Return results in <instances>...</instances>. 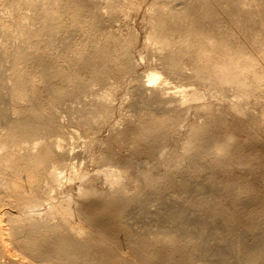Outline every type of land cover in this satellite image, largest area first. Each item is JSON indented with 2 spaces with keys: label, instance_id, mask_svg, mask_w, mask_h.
Instances as JSON below:
<instances>
[{
  "label": "bare ground",
  "instance_id": "obj_1",
  "mask_svg": "<svg viewBox=\"0 0 264 264\" xmlns=\"http://www.w3.org/2000/svg\"><path fill=\"white\" fill-rule=\"evenodd\" d=\"M1 1H3V3ZM1 1V4H5L6 6H3L4 8L2 10H8L7 13H9V16L7 17L4 14L8 19L3 20L5 17L2 16L3 19L0 21L1 28L3 27V29H5L3 32L6 31V35L4 34L6 37L4 36V38L8 40H6V42L2 38L0 41V264H264V220H257L258 222L255 220V222L253 219H250V215H247L248 219L253 222H250L251 224L248 223L250 226L248 225V228L246 226L245 230L241 229L244 231L243 233L246 237L243 235L241 236L240 232L242 231L240 229H236V231L234 225H232L234 227L233 229L236 232L240 231L237 236L235 233L234 236L233 233L231 234L233 231L231 230L232 227L230 229L231 231L227 229L230 231V233H227L223 228L225 226L221 227L220 225L214 224L210 226L206 223L194 222L191 217V212L200 211V206L203 203H199L200 206H198V202L193 200H202L203 197L191 199L193 196L191 198H187V196L184 202H182L184 206L181 203L179 207H166L164 201L161 200L163 204L160 202V199L159 201L157 199L159 196H161L160 198L162 199L163 195L158 193L159 191L161 192L164 187L160 186L162 189L159 188L161 190L158 189V193H156L155 184L157 185V183H160L159 180L157 182L156 178L152 175V178L146 177L151 179L150 181L146 180L148 184H151L149 186L147 185V187L145 186V188L142 186L145 185L142 184L145 181H140L142 182L140 183L141 187L139 186V190L137 192L134 191L135 193L133 192V194H127L129 193L128 191H131L128 189L130 185L127 186V182L114 185L112 190L115 196L113 195L109 200H106L104 204H100L98 201L85 204V201H82L78 196L79 199L77 198V200L81 202L77 200H75V202L81 205L78 204L79 206L77 205V207H75V204H73L75 202L72 203L71 201H67V198H59L56 200L57 195L49 193L51 190L59 187L62 188L61 190L64 192L63 185L66 184L70 187V184L74 182L75 179H79V182L80 180L83 182L86 179L85 176H87L86 173L89 170H83L84 168L82 169L80 167V163H78L80 164L78 167L77 161L79 159H77V161L74 159L84 154L83 150L89 148L87 146L88 144L92 149L93 141L95 143L97 142V140H93L92 142L86 140L89 143L87 142L85 149L82 148L83 153H78V150L75 152L76 150L71 151L68 149L67 145H69V139L72 141V138L70 136V138H68L67 134L71 135V130H74L73 127L78 125L75 121L74 123L76 125L70 121L71 125H74L73 127L71 126L73 129L68 127L70 126L67 125L68 120L73 117L71 111L75 112L74 109L76 108V112L79 109L80 112H78L81 113V110H83L85 111L84 113H86L85 119H87V121L91 119L92 121L94 120V122H86L96 123L97 118L101 114H104L105 117L110 114L111 110H109V108L112 109L114 107H111L113 105L112 101L115 99L114 97L117 93H119L122 83L130 79L129 76H132L134 63H132L133 58L128 54L129 49L131 50V45H129L131 41L123 39L122 36V38L120 36H115L116 32L114 33L113 30V34H111V31H105V25L108 26L110 24L112 27V25H114L113 23L116 20L118 21L120 16L125 13H127L125 14L127 16L128 12H130L129 10L132 11L136 9V11H138L137 9H141L144 4L148 5L145 13H148L146 18L147 22H150V31H148L146 41L149 44H160L159 50L157 49L158 51L156 52H158V57L162 60L161 63L165 68V70L164 68L162 70L168 72V75L172 73L176 76L178 75V77H181L183 80L191 79L192 81H188L189 83L186 84L181 83V85L176 86L177 88L175 87L176 91L170 92V80L163 75L161 70L159 71L155 68L147 72V74L145 73V79L139 78L140 75L138 74V76L134 74V79H132L134 81L129 80V83L132 81L131 83H135V85L129 84L131 86H129L130 88H128L126 93L132 97H129L131 99L129 100L130 106L127 105L131 108H139L140 110L138 111L146 112V115L144 112H142L144 113L143 115L139 112L141 116H145L138 117V114L137 124L133 121V123L136 124L133 132V139L138 141L136 144L141 142H139V140H143L141 143H144V141L147 142L146 144H148L147 147L149 149L144 151V147V149L141 150V146L138 148L141 151H138L142 153V155H146L147 160H151V158L156 159V155H158V157H162L161 155L163 153L166 155V149L169 147H164L163 141H166L170 133L172 135L173 131L176 130L177 132L178 128L180 129L181 122H186L185 120L187 117L185 118L184 116L187 114L180 117L182 112H186L185 109H190V107L194 108L195 106L199 108L198 110L200 111L201 108H204V110H211L210 108L213 107V103L211 104V102L210 104H203V101H205L204 99L207 97V93L204 92L205 89H203V91L200 89L202 88L201 86L196 85L199 84V79H208L207 81H211L210 85L212 86H215L216 83L219 85L225 83L224 85L226 88H233L238 91L236 93L240 100L241 97H249L250 93L252 91L254 92L252 88L259 89L261 87L260 82L264 83L262 82L264 81V0H178V6H176L177 4H172L175 0L172 2L171 0ZM255 6H261V8L258 7V9ZM129 15H131V13ZM225 16L228 18L232 17L231 19L235 21L237 26L233 24V27L226 31L221 30L224 29L221 27V22ZM256 16H259L260 19ZM28 17L31 19L30 22L26 20ZM206 19L213 22L211 27H205L204 24ZM227 20L228 19H226V21ZM254 20L257 27L260 24L258 25L256 22H260L259 20H261L262 23H260L262 26H260L261 28L256 27L257 30L256 32L254 31L255 34L252 31L254 35H251V30L254 29H252ZM117 21L115 23H117ZM231 23L233 22L231 21ZM117 26L119 27L118 24ZM72 29L77 30V32L81 34L79 37L80 39H75L76 36L74 35L76 31L74 34ZM99 35H103V39L100 38V41H98ZM117 35H119V33ZM97 36L99 37L97 38ZM94 37H96L97 40L94 39L95 41H93ZM78 42L80 46L77 44ZM64 62H66V64ZM193 78L198 79L196 80L197 82L195 79L192 80ZM191 84H195V86H191ZM258 85L260 86L259 88ZM99 86H101V88H99ZM204 86H206V84ZM257 91L258 90H256V92ZM223 94L225 95V91ZM223 94L220 96H223ZM223 97H221V100ZM239 99L233 104V109L237 111L236 113L248 114L249 112H246L248 108L244 104H241L242 101H239ZM245 100L243 99V102ZM244 106L246 108H244ZM122 107L123 106H121V108ZM208 110H206V112H208ZM61 111L63 114H65L64 112L68 114L65 120V123L67 122V127L63 126L65 124L62 125L60 122L62 119H60ZM128 111L131 110L129 109ZM107 112L109 113L107 114ZM187 112L189 111L187 110ZM76 114L78 115V113ZM223 114L226 113H222V115ZM68 116L70 117L68 118ZM134 116H136V114ZM102 117L98 118L99 120L97 123L102 121L100 119L105 118ZM182 117H184L185 120H183ZM207 117L204 119L206 120ZM82 118H84V114ZM213 118L211 119V115L209 116L211 122ZM77 119L78 122L80 120L82 121L80 118ZM105 119L108 120L107 118ZM181 119L183 121H181ZM209 119L207 118V120ZM195 122L196 119L192 123ZM206 122L204 121L203 123ZM211 122L210 125L212 126L214 123L211 124ZM97 123L95 125H97ZM192 123L190 125L193 127V131H188V137L186 138L188 141H186V139L184 141L178 139V141L182 143L185 142L182 144L183 146L186 144L184 148L180 145L183 151L186 150L184 152H188L191 150L192 155H190V157L186 156L188 159L184 157L186 155L185 153L179 155L181 159H183V156L184 159L188 160L189 165H186L190 167L189 171L198 175V173L196 174V172L200 171L198 168H201L203 165L210 166V164L207 162L206 164L205 161L212 153L215 154L217 151H220V153H227L230 151L228 144L232 142L231 137L233 140V136L228 134L229 137H226L228 139L224 138L225 141H220L217 139V135H214L216 134L214 131H216V129H218V131L221 129L214 126L216 129L214 130L211 127L214 131L212 130L213 132H210V127L208 126L207 128L205 126L207 124L204 125L201 121L199 123H202L201 125L195 123L193 126ZM85 124V128L81 126L83 125V121L82 124L80 123L78 125L83 128V133H86L91 125L89 124L88 127L86 124L88 127L86 128ZM98 125L101 126V124ZM187 125H189L188 122ZM100 126H95V128H99ZM183 127L187 128V126ZM91 128H93L92 125ZM129 128L128 130H130ZM64 129L66 131L70 130L71 132L67 131L70 132L67 133ZM84 129H87L86 132ZM131 129L133 130V128ZM75 131L77 132V130ZM91 131L93 132L95 130ZM185 131L187 130L185 129ZM73 133L75 136V132H72V134ZM91 134L92 133H90V135ZM218 134H220V131ZM87 135L86 137L90 136ZM71 136L74 137L73 135ZM171 141L169 143H171ZM72 142L71 145L75 143L74 141ZM98 143V145H100L101 142ZM175 145V147H177V144ZM73 146L75 147V145ZM105 147L107 148V146ZM70 148H72V146ZM104 148L103 150H105ZM109 148L110 149L105 151L100 150L101 152L103 151L102 154H99V157L96 156L99 158L100 167H102V169H99L103 172H107V176L114 173L115 179L117 178L118 182L120 179L122 181L129 176H131V181H133L136 174L132 177L133 174H131V172L128 173L129 176L123 174V172L126 171L125 168H129L136 163H134L135 158L132 160L129 156L130 159L124 160L117 151L115 152V150H112L113 147ZM233 149L232 151H234ZM88 150L90 151V148ZM87 151L85 153L86 155ZM142 151H144V153ZM168 152L170 153L171 151ZM180 152H182V150ZM89 153L91 154V152ZM232 154L231 152L230 155L232 156ZM171 155L168 158V154L164 162H167V164L176 163V165L183 166L177 162L180 158L177 159L178 154L172 157ZM222 156L223 154L221 153V157ZM215 159L212 160L216 162L217 160L215 161ZM219 160L220 159H218V161ZM98 161L96 160L97 164H99ZM159 161L156 162L159 163ZM214 162H212L214 166L211 163V169H213V167L215 168L216 164H219L217 162L214 164ZM167 164L165 163V165ZM176 165V169L173 167L174 165H171L175 171L178 169ZM220 165L221 164L218 166L220 167ZM171 166L170 168H168L169 166H164L165 169L168 168L165 170V175L172 172V170H170L171 172L169 171V173H167V170L172 168ZM66 168H74L70 170L71 172L69 171L70 175L68 172L69 176L65 174ZM151 168L153 169L152 166ZM149 170H142V173H140L145 176V173L149 172ZM67 171L68 170H66V172ZM162 171L160 170V172ZM174 172L171 173L172 176L178 173V171ZM180 172L181 171H179V173ZM95 173L97 172L95 171ZM183 173L181 174L183 175ZM178 174L176 176L180 178L181 175ZM96 176L97 175H95V177ZM172 178L174 182L175 178ZM179 178L178 180H180ZM181 179H184V176ZM89 180L91 181H88V184L91 185L90 183L94 179L92 177ZM65 181L71 183L67 184ZM181 181L183 182V180ZM195 181L197 182V180ZM84 182L86 183L87 180ZM84 182L80 183V187L85 184ZM166 182L170 183L168 181ZM188 182L190 181L188 180ZM129 183L130 182H128V184ZM89 187L91 189L92 185ZM186 187L187 186H185V188ZM244 187L248 188L246 185ZM152 188H155L151 191L152 194L155 192V196L157 197L154 195L150 196V194L146 192L147 190L149 192ZM201 188L202 187L197 184V191ZM80 189L81 188H79V190ZM82 189L84 190L85 187ZM237 190L241 192L240 188H233L231 192L235 196L240 195L241 193L237 194ZM90 191L91 190H89V192ZM89 192H87V194ZM253 192H256V190ZM79 193L83 194L85 191H79ZM94 193L93 190L92 194ZM233 194L230 195L232 196ZM85 195L86 193L84 196ZM90 195L91 193L86 199L89 198ZM205 196H207V194ZM172 197L173 196H171V198ZM207 197L208 198H204V200L206 199L207 201L205 202L211 206L208 212L212 214L211 216H213V219H219L218 216L224 215V217H228V219L231 218L232 220V216L234 215L231 214L233 213L227 214L228 216L224 214L226 211H224L225 206L228 205L227 203V205L224 206L225 203L223 204L221 202L222 199L220 200V198L213 196V194ZM171 202L174 203V201ZM46 203L49 205L47 210L48 214H45L46 212L43 214L42 212L41 214H43V216H40L38 210ZM109 204L115 207V213H110L108 208ZM250 206L252 207V205L249 204V207ZM255 206L254 208L252 207L253 209L250 207L252 212L249 211L250 208L245 209L248 210L247 212H249V214H252L251 216L254 219L256 218V214H258L257 217L259 218V215L262 213L260 212L259 214V211H263L260 210L261 208H255ZM13 208L19 211L20 216H16V214L13 215L15 213L12 211ZM133 208L135 209L133 210ZM196 208H199V210H196ZM127 209L130 210L128 212L132 210V214H135L131 216V219L134 220L132 223L126 221L128 220L126 215L130 218V213L127 212ZM228 209L230 211L232 210L230 207ZM257 209H259V211H256L257 213L253 211ZM229 210H227V213H230ZM125 212L128 214L126 213L124 215L123 213ZM137 215L144 216L145 220L144 217L140 220V216ZM261 216L264 217L262 214ZM6 217L8 220L7 222H9L8 224H10L9 228L2 225ZM20 220H23L24 223ZM136 220H139V222H135ZM229 226L231 225L229 224ZM6 230L11 231V238L9 240L3 238L4 231ZM250 233L252 236H249ZM242 248L245 251L244 253L243 251L241 252ZM25 259L28 261H25Z\"/></svg>",
  "mask_w": 264,
  "mask_h": 264
},
{
  "label": "rangeland",
  "instance_id": "obj_2",
  "mask_svg": "<svg viewBox=\"0 0 264 264\" xmlns=\"http://www.w3.org/2000/svg\"><path fill=\"white\" fill-rule=\"evenodd\" d=\"M1 1V0H0ZM149 1V0H148ZM173 0H171V2H172ZM177 1L178 0H175V1H173L172 2V4L173 5H176V6H178V3H177ZM2 3H3V1H1ZM1 2H0V12H1V14H0V21H2V19H3V17L2 16H4L5 18H6V16L8 17L9 16V13H7V11L8 10H6V9H4V10H6V11H3L2 9L4 8V7H6L5 6V4H1ZM175 2V3H174ZM179 2V1H178ZM180 4V3H179ZM181 5V4H180ZM4 6V7H3ZM146 7H148V5H146V4H144V6L143 7H141V9H137L138 11H136V9L135 10H129L130 12H128V17H129V19H128V17L125 15V14H127V13H125L124 15L126 16H124V15H122V16H120L119 18H118V21H117V23H113L114 25H112V27L110 26V24L108 25L109 27H110V29H109V27L107 26V25H105L104 27V30L105 31H111V34H113V32L116 34H114L115 36H122L123 37V39H128V40H130L131 42H130V44L129 45H131V50L129 49V56L131 57V58H133V60H132V63H134L135 64V66H134V64H133V67H134V72H133V70H132V76H129L130 77V79H127V80H125L123 83H122V85H121V88L119 89V93H117V95L114 97L115 99H113V101H112V106L111 107H113L112 109L111 108H109V110H111L110 111V114H108L109 112H107V114H108V116H104V114H101L98 118H100V117H102V118H107L108 120H106L105 118L104 119H100V120H102L101 122H99V123H97V121L99 120L97 117V121H96V123H97V125H95L96 123H87V122H94V120L92 121V119L90 120V121H87V119H85V114L86 113H84L85 111H83V110H81V113H79L80 111H79V109H78V111L76 112V108L74 109L75 110V112H73V111H71L72 113H73V117H71V119L70 120H68V124L67 125H70V126H68L70 129H73L74 128V130H71L72 132H75V134L77 135H75L74 136V133L72 134V132L70 131V130H67V131H70V132H67L65 129H67V128H65L64 129V131L65 132H67V133H70L71 135H73L74 137H72L71 135H68L67 134V136H68V138H72V141H74L75 143L73 144V145H75V147L73 146V145H71V142L72 141H70V139H69V145H67V147H68V149H70L71 151L73 150V151H75V152H77V150H78V153H83L84 152V154H79L80 156H81V159H80V156H79V158H78V156H77V158H75L74 160H76L77 161V159H79L78 161H77V164L78 163H80V164H78V167H79V165H80V167L83 169V170H89L87 173H86V175L88 176H85V180L84 181H86L87 180V182L85 183L84 181V185L82 186V187H80V183H83L81 180H80V182H79V179H75V181H76V183H75V181L74 182H69V181H65V183H67V184H69V183H71L70 184V187H69V185H66L65 183V185H63L62 187H63V189H64V192H63V190H61L62 188H55V189H53V190H51L49 193L50 194H56L57 196H56V200H58L59 198H67V201H71L72 203L73 202H75V200H77V198H78V196H79V198L83 201H85V204H89V202L90 203H92V202H100V204H104V202L106 201V200H109L113 195H114V192H113V190H112V188H113V186L114 185H117L118 183H122V182H124V183H126L127 182V186L128 185H130V186H128L127 188L129 189V190H131V191H128L129 193H127V194H133V192L135 191V192H137L138 190H139V188L141 187V184L140 183H142V182H144V183H142V184H145V185H142V186H146L147 187V185L149 186L150 184H148L147 183V181L146 180H151L150 178H152V176H154L155 178H156V180H157V182H158V180H159V183L160 184H158L157 182V185L155 184V186H156V190H155V192L156 193H158V189L159 188H161V187H164L163 188V190L162 191H164V192H160L159 191V193L158 194H160V195H163V197H162V199L160 198L161 196H159L157 199H158V201H159V199H160V202L161 203H163L162 201H164V203H166V204H164V205H166V207H179V205H181V203L182 202H184V200L186 199L185 197H187V198H191L192 196V198L191 199H194L195 197V199H197L198 197L199 198H202L203 197V201L201 200V199H197V200H193V201H197L198 202V204L199 203H203L201 206H200V204L198 205V206H200V211H195V212H191V217H192V219H193V221L194 222H202V223H206V224H208V225H210V226H212V224H214V225H220L221 227H223V226H225V227H223L224 228V230L227 232V233H230V231L231 230H233L232 232H231V234L233 233V236H234V233H235V235L237 236L238 235V233L240 232V231H238V232H236L237 230H241V229H246V226H247V228L250 226L249 224H251L253 221H262V220H264L263 218L264 217H262L261 216V214L264 216V95H262V94H264L263 92H264V83H261L260 82V86L258 85V88L259 89H255V88H252V90H254V92L252 91L251 93H253V94H251L250 93V95H249V97L246 99L245 97H241V100L238 98L239 96L237 95V93L236 92H238L237 90H235V89H233V88H226L225 87V83H221L220 85L219 84H217L216 83V85H218V86H212V85H210V82L211 81H207V80H205V79H199L200 81H199V84H196V85H198V86H201L202 88H200L202 91H203V89H205L204 90V92H206L207 93V97L204 99L205 101H203L204 103L203 104H205V103H209L210 104V102H211V104H212V108H210L211 110H208V109H206V110H208V112H206V110H204V108H201V109H203V110H201L200 109V111L198 110L199 108H197V107H195L194 106V108L193 107H190V109H185L186 110V112L184 111V112H182L181 114H180V117L181 116H184L185 114H187V115H185L184 117L186 118V120L184 119V117H182V119L183 120H185L186 122L184 123V122H181V125H182V123H183V125L181 126L180 125V129L178 128V130H177V132H176V130L175 131H173L172 132V135H171V133H170V135H168L167 136V138H166V141H167V143H166V141H163V145H164V147H169L168 149H166V152H165V154L166 155H164V153L161 155L162 157H158V155H156L155 157H157L156 159L155 158H151V160H147V158H146V155L144 156V154L142 155V153H140L139 151H141V150H143L144 149V147H145V149H144V151L145 150H148L149 148L147 147L148 146V144H146L147 142H145L144 141V143H141L143 140H139V144H136V143H138V141H135L133 138H134V135H133V132H134V128H135V125L137 124L136 123V121H137V116H138V114H139V116L138 117H144L145 115H146V112L145 111H138V110H140L139 108H131V107H129L130 105H129V100H131L129 97L131 96V95H129L128 93H126L127 91H128V88H130L129 86H131L132 84L133 85H135V83H131L132 81H134V80H132V79H134L133 77L136 75V76H138V75H140L139 76V78L141 77V78H143V79H145L144 78V75H146L147 74V72H149V71H151V70H153L154 68L155 69H158L159 71L161 70L162 71V73H163V75L165 76V77H167L168 78V80H170L169 81V87H170V92H174V90L176 91V86H178V85H181V83L182 84H186V83H189L190 81H191V79L190 80H188V79H182L181 77H178V75L176 76L175 74H172V73H170L169 75H168V72H166V71H164L165 70V68H164V66H163V64L161 63V59H159L160 57H158L159 55H158V52H156V51H158L159 50V45H158V43L156 44V43H153V44H149V43H147V41H146V37H147V34H148V31H150V22L148 23L147 22V18H146V16H148V13H145L146 11H147V8ZM180 7V6H179ZM255 7H257V6H255ZM259 7V6H258ZM257 7V8H258ZM259 8H261V6L259 7ZM258 8V9H259ZM125 9V8H124ZM257 9V10H258ZM128 10V9H127ZM136 11V12H135ZM3 12V13H2ZM133 12H134V14H133ZM131 13V15H129ZM138 13V14H137ZM144 13V14H143ZM3 14V15H2ZM6 16H5V15ZM146 14V15H145ZM144 15V16H143ZM260 15V14H259ZM124 16V17H123ZM227 16V15H226ZM225 16V17H226ZM223 18V19H225V20H223L222 19V22H221V24L223 25V22H224V25L222 26L221 24H220V22H219V24L221 25V27L222 28H224V29H221V30H224V31H226L227 29H229V28H231V27H233L232 25L234 24V26H237V24L235 23V21L233 20V19H231L230 17V19L228 18V17H226V18ZM256 17H258L259 19H260V17L259 16H256ZM256 17H255V19H256ZM3 19V20H7L8 18H6V19ZM122 18V19H121ZM124 18H126V19H124ZM207 18H209V17H207ZM120 19V20H119ZM210 19V18H209ZM226 19H228L227 21H226ZM26 20H29L28 22H30L31 21V19H30V17H28ZM230 21V22H229ZM231 21L233 22V23H231ZM257 21V20H256ZM260 22H261V20H259ZM120 22V23H119ZM125 22V23H124ZM227 22V23H226ZM260 22H256L259 26L257 27V25H255V20L253 21V25H252V29L253 30H251V35H254L255 34V32H256V30H257V28H261L260 26H262V22L260 23ZM182 23V22H181ZM115 24H116V26H115ZM117 24L119 25V27L117 26ZM121 25H122V27H121ZM124 25V26H123ZM205 27H211L212 25H213V22H211V21H209V20H207L206 19V21H205ZM114 26V27H113ZM230 26V27H229ZM115 27H117V28H115ZM257 27V28H256ZM121 28V29H120ZM226 28V29H225ZM256 28V29H255ZM264 28V27H263ZM2 29V30H1ZM117 29V30H116ZM3 30H5V29H3V27L1 28V26H0V41L2 40V38L4 39V41H6L7 40V38L5 39L4 38V36L6 35V31H4L3 32ZM112 30H113V32H112ZM115 30V31H114ZM76 31V32H75ZM254 32V34H253V32ZM1 32H2V34H1ZM72 32L75 34H73L74 36H76L75 37V39L76 40H78V39H80L79 37H80V33L79 32H77V30H73L72 29ZM147 32V33H146ZM119 33V35H117ZM122 33V34H121ZM5 34V35H4ZM100 36V37H99ZM99 36H97V38L99 39L98 41H100V38H102L103 39V35L101 36V35H99ZM6 37V36H5ZM121 37V38H122ZM94 39H96V37H94L93 38V41H95ZM97 40V39H96ZM112 40H113V38H112ZM8 41V40H7ZM6 41V42H7ZM80 42V41H79ZM79 42L77 43L79 46H80V44H79ZM129 42V41H128ZM158 45V46H157ZM77 46V45H76ZM153 46V47H152ZM158 48H157V47ZM154 47H156V48H154ZM152 48V49H151ZM158 49V50H157ZM155 51V52H154ZM155 53V54H154ZM131 54V55H130ZM155 59V60H154ZM65 64H66V62H64ZM162 66V67H161ZM164 68V70H162ZM136 69V70H135ZM146 73V74H145ZM135 74V75H134ZM138 74V75H137ZM143 76V77H142ZM176 76V77H175ZM132 77V78H131ZM195 78H193L192 80H194ZM129 80H132V81H130V83H129ZM196 80H198V79H195V81ZM127 81V82H126ZM189 81V82H188ZM192 82V81H191ZM194 82V81H193ZM197 82V81H196ZM209 84H208V83ZM262 82H264V81H262ZM171 83V84H170ZM202 83V84H201ZM259 83V82H258ZM128 86H127V85ZM129 84H131V85H129ZM195 84H191V86H195ZM206 84V86H204ZM222 85H224V86H222ZM174 86V87H173ZM204 86V87H203ZM210 86H212V87H210ZM222 86V87H221ZM96 87H98V86H96ZM126 87H127V89H126ZM173 87V88H172ZM176 87V88H175ZM219 87V88H218ZM99 88H101V86H99ZM217 88V89H216ZM224 88H225V90H224ZM102 89H104V88H102ZM207 89H209V90H207ZM214 89H216V90H214ZM256 90H258L257 92H256ZM224 91H225V95L223 94L224 93ZM223 92V93H222ZM235 92V93H234ZM210 93V94H209ZM212 93V94H211ZM255 93V94H254ZM256 93H258V94H256ZM260 93V94H259ZM221 94H223V96H225V97H223V96H220ZM229 96H228V95ZM210 95H212V96H210ZM217 96V98H216V96ZM128 96V97H127ZM228 98H227V97ZM235 96V97H234ZM255 96V97H254ZM262 96V97H261ZM132 97V96H131ZM213 97V98H212ZM221 97H223L222 98V100H221ZM258 97H260V98H258ZM127 98H129V99H127ZM209 98V99H208ZM220 98V99H219ZM229 99H230V101H229ZM235 99V100H234ZM238 99H239V101H242V103L241 104H244L248 109H250V110H248V109H246L247 111V113L248 114H246V113H242V114H239V113H236L237 111H235V109H233V104L234 103H236L237 101H238ZM243 99L245 100L244 102H243ZM217 100V101H216ZM237 100V101H236ZM258 100V101H257ZM115 101V102H114ZM207 101V102H206ZM215 101V102H214ZM222 103V104H221ZM248 103V104H247ZM129 106H128V105ZM215 104H216V106H215ZM230 104V105H229ZM121 106H123L122 108H121ZM215 106V107H214ZM244 106V108H246ZM249 106V107H248ZM124 108V109H123ZM155 108V107H154ZM232 108V109H231ZM127 109V110H126ZM131 110V111H128V110ZM135 109V110H134ZM73 110V109H72ZM125 110V111H124ZM137 110V111H136ZM187 110L189 111V112H187ZM235 112H234V111ZM255 110V111H254ZM113 111V112H112ZM123 111V112H122ZM232 111V112H231ZM62 112V111H61ZM71 112H70V114H71ZM136 112V113H135ZM138 112V113H137ZM143 115L144 113H145V115L144 116H141V114ZM142 112H144V113H142ZM195 112V113H194ZM204 112V113H203ZM214 112V113H213ZM65 114H63V112L61 113V116H60V119H61V123H62V125L63 124H65V125H63V126H65V127H67V125H66V123H65V120L67 119V113L66 112H64ZM75 113V114H74ZM76 113H78V115L79 114H82V115H79V117H78V115L76 114ZM221 113V114H220ZM222 113H226V114H223L222 115ZM235 113H236V115H235ZM83 114H84V118H82L83 117ZM136 114V116H134ZM201 114V115H200ZM214 116H213V115ZM246 114V115H245ZM63 115V116H62ZM64 115H65V117H64ZM211 115V119L213 118V120H212V122H211V120L209 119V116ZM71 116H72V114H71ZM110 116V117H109ZM208 116V117H207ZM216 116V117H215ZM220 116V117H219ZM224 116V117H223ZM70 116H68V118H69ZM134 117H136V118H134ZM205 117H207L209 120H210V122H211V124H213L212 126L210 125V122H209V120H207V118H206V120H207V122H206V120L204 119ZM222 117H223V119H222ZM239 117H240V119H239ZM246 117V118H245ZM75 118V119H74ZM77 118H80V119H82V121H83V125H81V126H84V124L86 123L87 125H88V127H89V124H91L92 125V127L94 128H91V125H90V127L88 128L87 127V125H86V128H88L89 130L87 131V132H89V133H87L86 132V130L87 129H84L85 130V132L88 134V135H90V133H92L90 136H88L86 133H83L84 131H82V129L83 128H85V126L82 128L81 126L79 127L78 125L81 123L82 124V121L80 120L79 122L77 121L78 119ZM96 118H94V119H96ZM134 118V119H133ZM218 118V119H217ZM232 120H231V119ZM248 118V119H247ZM59 119V120H60ZM77 119V120H76ZM132 119V120H131ZM181 119V121H183ZM195 119H196V124L197 125H201L204 121L206 122V123H203L204 125L205 124H207V125H205L207 128H208V126L210 127V132H213L216 128H214V126L215 127H217V128H219V129H221V130H219L220 131V134H218L219 133V131H218V129H216V131H214V132H216V134H214L216 137H217V139H219L220 141H225V139H228V138H226V137H229L228 136V134L230 135L231 134V136H233V140H232V137H231V141L232 142H230V144H228V146H229V150L233 153L232 154V156L230 155L231 154V152L230 151H228L227 153L226 152H221L222 154H223V156L221 157V153H220V151H217V152H215V154L216 153H218V154H213L212 153V155H213V158H212V155L211 156H209V157H211V158H209V157H207L206 159L208 160H206L205 161V163L207 162V163H209L210 164V166L209 165H203V166H201V168H198V170H200V171H198V172H196V174L198 173V175H195L192 171H189L190 169V167L188 166L189 165V162H188V160H186V159H188V157H190V155H192V151L191 150H189L188 152H184V151H186V150H184L183 151V148H184V146L186 145H182V144H184V143H182L181 141H184L188 136H187V134H188V131L189 130H191V131H193V127L190 125L192 122H194L195 121ZM204 119V120H203ZM64 121V123H63V121ZM130 120V121H129ZM190 120H191V122H190ZM203 120V121H202ZM223 120V121H222ZM70 121H72V123L73 124H75L74 123V121L76 122V124L78 123V127L77 126H75V127H73L72 125H71V122ZM87 121V122H86ZM106 121V122H105ZM109 121V122H108ZM133 121H134V123H136V124H134L133 123ZM199 121V122H198ZM200 121L202 122L201 124H199L200 123ZM216 121V122H215ZM103 122H104V125H103ZM128 122H129V124H128ZM187 122L189 123V125H187ZM222 122V123H221ZM224 122V123H223ZM112 123V124H111ZM195 123H192L193 124V126H194V124ZM219 123V124H218ZM75 124V125H76ZM98 124H101V126L100 125H98ZM134 125V127H133V125ZM209 124V125H208ZM217 124V125H216ZM228 124H229V126H228ZM120 125V126H119ZM127 125H131V126H127ZM222 125V126H221ZM225 127H224V126ZM227 125V126H226ZM73 128H72V127ZM95 126H100L99 128H97V130H96V128H95ZM124 126V127H123ZM183 126H187V128L186 127H183ZM190 127V129H189V127ZM103 127V128H102ZM115 127H116V129H115ZM129 127H131V128H133V130L131 129V128H129ZM191 127H192V129H191ZM214 129H212V128ZM222 127H223V129H222ZM68 128V129H69ZM80 128V129H79ZM90 128H91V130H95V131H91L90 130ZM120 128H122V129H120ZM128 128L130 129V130H128ZM183 128V129H182ZM242 128V129H241ZM126 131H125V130ZM182 129V130H181ZM185 129L187 130V131H185ZM75 130H77V132L75 131ZM122 130V131H121ZM213 130V131H212ZM98 133H97V132ZM184 133H183V132ZM81 132V133H80ZM128 132V133H127ZM176 132V133H175ZM179 132V133H178ZM186 132V133H185ZM190 132V131H189ZM117 133V134H116ZM132 133V134H131ZM249 133V134H248ZM80 134H81V136H80ZM83 134V135H82ZM90 138H88V137H86V135ZM99 134V135H98ZM175 134V135H174ZM177 134H180V135H177ZM183 134H184V136H183ZM185 134H186V136H185ZM79 135V136H78ZM97 135V136H96ZM175 137H174V136ZM177 135V136H176ZM182 135V136H181ZM212 135H213V133H212ZM213 135V136H214ZM70 136V137H69ZM96 138H95V137ZM115 136H117V137H115ZM173 136V137H172ZM77 137V138H76ZM99 137V138H98ZM110 137V138H109ZM166 137V136H165ZM180 137V138H179ZM185 137V138H184ZM219 137V138H218ZM73 138H75V139H73ZM91 138H95V139H91ZM173 138V139H172ZM183 138V139H182ZM225 138V139H224ZM103 139V140H102ZM130 139V140H129ZM175 139V140H174ZM178 139L179 140H181V141H178ZM221 139H223V140H221ZM86 140H88L89 142L91 141H93V140H97V142L95 143L94 141H93V145H92V147L94 148H92L91 149V147L89 146V144L87 145V142L88 141H86ZM109 140V141H108ZM133 140V141H132ZM165 140V139H164ZM171 141V143H169L170 141ZM169 141V142H168ZM175 141V142H174ZM186 141H188L187 139H186ZM80 142V143H79ZM88 142V143H89ZM98 142H103L102 143V145H101V143H100V145H98L99 143ZM118 144H117V143ZM134 142H135V144H134ZM177 142V143H176ZM73 143V142H72ZM95 143V144H94ZM130 143H133V144H130ZM180 143V144H179ZM187 143V142H186ZM232 143V144H231ZM85 144V145H84ZM112 144V145H111ZM129 144V145H128ZM145 144H146V146H145ZM167 144V145H166ZM171 144V145H170ZM175 144H177V147H175L176 145ZM65 145V146H66ZM72 146V148H70L71 146ZM86 145L90 148V151L88 150L89 148H86ZM90 145H91V143H90ZM97 145H98V147H97ZM107 146V148L105 147V146ZM111 145V146H110ZM135 145H136V148H135ZM139 145V146H138ZM169 145V146H168ZM172 145H174V146H172ZM183 147H181V146ZM231 145V146H230ZM82 146V147H81ZM84 146V147H83ZM128 146V147H127ZM142 146V147H141ZM178 146H180V147H178ZM105 147V148H104ZM109 147H113L112 148V150H115V152L117 151V153H119V155L120 156H122V158H124V160H126V159H130V157L132 158V160L134 159V163L135 164H133V165H131V167H129V168H131V169H129V168H125L126 169V171H124L123 172V174H125V175H128V173H130L131 172V174H133L132 175V177H134V175L136 174L137 175V177H136V175H135V177H134V179H133V181H131V176H129V177H124L125 178V180L123 179L122 181H121V179L119 180V182L117 181L118 179L116 178L115 179V175H114V173L113 174H110V176H107V172H103L101 169H102V167H100L101 165H100V162L98 161V157L102 154V152L103 151H105V150H107V149H110ZM127 147V148H126ZM141 147V150L140 149H138V148H140ZM164 147H163V149H164ZM173 147V148H172ZM85 149L86 148V150H83V149ZM103 148L105 149V150H103ZM121 148V149H120ZM177 148V149H176ZM228 148V147H227ZM233 148H235V149H233L234 151H232V149ZM249 148V149H248ZM81 149V150H80ZM137 149V150H136ZM260 149H261V151H260ZM82 150H83V152H82ZM91 152V154L88 152ZM100 150H103L102 152L100 151ZM121 150V151H120ZM139 150V151H138ZM174 150V151H173ZM182 150V152H180ZM228 150V149H227ZM256 150V151H255ZM86 151H87V155L85 154L86 153ZM94 151V152H93ZM99 151H100V153H99ZM144 151H142L143 153H144ZM168 151H171L170 153L168 152ZM191 151V152H190ZM253 151V152H252ZM93 152V153H92ZM126 152V153H125ZM137 152H138V154H137ZM177 152V153H176ZM180 152V153H179ZM174 153V154H173ZM183 153H185L184 155V157L186 158V159H184V157L182 156V158L183 159H181V156L179 155V154H181V155H183ZM188 153V154H187ZM194 153V152H193ZM220 153V154H219ZM240 153H242V154H240ZM247 153V154H246ZM90 154V155H89ZM94 154H95V156H94ZM100 154V155H99ZM134 154V155H133ZM168 154H169V156H168ZM172 154V155H171ZM178 154V155H177ZM226 154V155H225ZM230 156H229V155ZM126 155H128V156H126ZM170 155H171V157L172 156H176L177 155V159L179 158V161H177L178 162V164L180 163V164H182L183 166H180V165H176V163L175 164H173V163H169V164H167V162H164V160H165V157L166 156H168V158L170 157ZM219 155V156H218ZM228 155V156H227ZM233 155H235V156H233ZM241 155V156H240ZM244 155V156H243ZM253 155V156H252ZM86 156H90V157H86ZM96 156H98V157H96ZM130 156V157H129ZM186 156H188V157H186ZM215 156H216V159H215ZM219 158H218V157ZM95 157V158H94ZM128 157V158H127ZM140 157V158H139ZM143 157V158H142ZM232 157V158H231ZM93 158H94V162H93ZM97 158V159H96ZM164 158V159H163ZM167 158V157H166ZM209 158V159H208ZM221 158H223V159H221ZM236 158V159H235ZM142 159V160H141ZM159 159H160V161H159ZM212 159H215V161L217 162V163H219V164H221L220 165V167L218 166L219 164H216V162H214V160H212ZM218 159H220L219 161H218ZM238 159V160H237ZM247 159V160H246ZM252 159V160H251ZM73 160V161H74ZM86 160H87V162H86ZM96 160L98 161V163L99 164H97L96 163ZM123 160V161H124ZM140 160V161H139ZM153 160H155V161H153ZM162 160V161H161ZM186 160V161H185ZM210 160V161H209ZM230 160V161H229ZM234 160V161H233ZM240 160V161H239ZM75 161V162H76ZM80 161V162H79ZM83 161V162H82ZM86 163H85V162ZM91 161H92V163H91ZM147 161H149V162H147ZM159 161V163H157V162ZM184 161V162H183ZM243 161V162H242ZM138 162V163H137ZM151 162V163H150ZM153 162H156V163H153ZM164 162V163H163ZM212 162H214V164H216V166H217V168H216V166H215V168L213 167V169H211L212 168V165H213V163ZM224 162V163H223ZM226 162V163H225ZM142 163V164H141ZM146 163V164H145ZM150 163V164H149ZM165 163L167 164V165H165ZM185 163V164H184ZM206 163V164H207ZM211 163H212V165H211ZM254 163V164H253ZM144 164V165H143ZM149 164V165H148ZM158 164H159V166H158ZM161 164V165H160ZM186 164H188V165H186ZM136 165V166H135ZM138 165V166H137ZM147 165V166H146ZM166 166H169L168 168H170V166L172 165H174L173 167L175 168V165H176V167H178V169L175 171V169H173V167L171 168V169H169V170H167V173H169V171L170 170H172V172H177L178 171V173H179V171H181L178 175H181L180 176V178L178 177V176H176L177 174L175 173V174H173V175H175V176H172L171 175V173H169V174H167V175H165L166 173V169H168V168H166L165 169V167ZM82 166H86V167H82ZM140 166H142V167H140ZM144 166H145V168H144ZM151 166L153 167V169L151 168ZM158 166V167H157ZM214 166V165H213ZM113 167H115V166H113ZM135 167V168H134ZM159 167H161V168H159ZM181 169H180V168ZM186 167V168H185ZM91 168V169H90ZM93 168H94V170H93ZM99 168H101V169H99ZM134 168V169H133ZM203 168V169H202ZM219 168H220V170H219ZM72 169H74V168H72ZM72 169H70V168H66L65 169V174L66 175H68V172L70 171V170H72ZM124 169V168H123ZM149 170V172H147V173H145L146 175L145 176H143L144 174H141L142 172V170ZM158 169V170H157ZM188 169V170H187ZM215 169V170H214ZM217 169V170H216ZM66 170H68L67 172H66ZM101 172H100V171ZM139 170V171H138ZM160 170L162 171V170H164V171H162V172H160ZM185 170V171H184ZM93 171V172H92ZM95 171L97 172V173H95ZM135 171V172H134ZM152 173H151V172ZM183 171H184V173H183ZM71 172V171H70ZM70 172H69V175H70ZM141 172V173H140ZM164 172V173H163ZM186 172V173H185ZM94 173V174H93ZM149 173V174H148ZM151 173V174H150ZM162 173V174H161ZM181 173H183V175L181 174ZM190 173V174H189ZM192 173V174H191ZM138 174H139V177H138ZM155 174V175H154ZM160 174V175H159ZM68 175V176H69ZM95 175H97L96 177H95ZM119 175V174H118ZM148 175V176H147ZM152 175V176H151ZM169 175H170V177H169ZM91 176V177H90ZM100 176V177H99ZM142 176V177H141ZM165 176H166V178H165ZM174 177L175 178V180H174V182L172 181V177ZM183 176H184V179H181V178H183ZM211 176V177H210ZM223 176V177H222ZM227 178H226V177ZM67 177V176H66ZM93 177V179L95 180H92V182L90 183L91 185H92V187H91V189H90V187L89 186H91V185H89L88 183V181H91V180H89L90 178H92ZM95 177V178H94ZM146 177H150L149 179L148 178H146ZM153 177V179H154V181H155V178ZM180 179V180H178V178ZM213 177V178H212ZM222 177V178H221ZM121 178V177H120ZM135 178H137V179H139V178H141V179H139L138 181H136L137 179H135ZM164 178H165V180H164ZM167 178H169L170 179V181H169V179H167ZM190 178V179H189ZM210 178V179H209ZM98 179V180H97ZM163 181H162V180ZM167 179V180H166ZM193 179V180H192ZM197 180V182L195 181V180ZM214 179V180H213ZM135 180V181H134ZM160 180H161V182H160ZM181 180H183V182L181 181ZM188 180L190 181V182H188ZM215 180H216V182H215ZM140 181H142V182H140ZM148 181V182H149ZM154 181H152V182H154ZM166 181H168V182H172L171 184L170 183H167ZM185 181V182H184ZM187 181V182H186ZM128 182H130L129 184H128ZM177 182V183H176ZM192 182H193V184H192ZM94 183H96V184H94ZM167 183V184H166ZM181 183V184H180ZM187 183H188V185H187ZM86 184H87V186H86ZM136 186H135V185ZM163 184V185H162ZM197 184L198 185H200L202 188L199 190V191H197V189H196V186H197ZM126 185V184H125ZM137 185H138V187H137ZM159 185V186H158ZM164 185H166V186H164ZM196 185V186H195ZM248 186V188L247 187H244V186ZM65 186V187H64ZM72 186V187H71ZM132 186V187H131ZM140 186V187H139ZM161 186V187H160ZM185 186H187L186 188H185ZM240 186H242V187H240ZM251 186V187H250ZM85 187V189L83 190L82 188H84ZM86 187H87V189H86ZM98 187V188H97ZM145 187V188H146ZM189 187V188H188ZM192 187H193V189H192ZM194 187H195V189H194ZM236 187V188H235ZM70 188V189H69ZM79 188H81L80 190H79ZM93 188V189H92ZM131 188V189H130ZM135 188V189H134ZM233 188L234 189H237V188H240L241 189V192L240 191H238V193L237 194H240V195H237V196H235L232 192H231V190H233ZM246 190H245V189ZM254 188V189H253ZM155 189V188H154ZM153 188L151 189V190H149V192H148V190L146 191L147 193H149L150 194V196L152 195H154L155 196V192H153V194H152V192L151 191H153L154 190ZM162 189V188H161ZM161 189H159V190H161ZM243 189V190H242ZM65 190H67V191H65ZM87 190V191H86ZM89 190H91L90 192H89ZM93 190H94V194H92L93 193ZM112 190V191H111ZM249 192H248V191ZM250 190H251V193H250ZM256 190V192H253V191H255ZM79 191H85V193H86V195L84 196V194L85 193H79ZM97 191V192H96ZM87 192H89L88 194H87ZM134 192V193H135ZM248 192V193H247ZM80 195H79V194ZM91 193V195L89 196V198H87L86 199V197L89 195ZM146 193V194H147ZM76 194V195H75ZM200 194V195H199ZM207 194V196L208 195H212L213 194V196H215V197H218V198H220V200H221V202L224 204V206L225 205H227V206H225V209H224V214H225V216H228L229 214H231V213H233V214H231V215H234V216H232V220H231V218L230 219H228V217H224V215H222V216H218V218L219 219H217L216 217V219H213L212 217L213 216H211L212 214L210 213V212H208V211H210V205H208V203H206L205 201H207L206 199L208 198L207 196H205ZM218 194V195H217ZM223 196H222V195ZM230 194H233L232 196L230 195ZM247 194V195H246ZM82 195V196H81ZM190 195V196H189ZM195 195V196H194ZM217 195V196H216ZM228 195V196H227ZM250 195V196H249ZM81 196V197H80ZM115 196V195H114ZM164 196H165V198H164ZM168 196V197H167ZM170 196V197H169ZM171 196H173L172 198H171ZM175 196V197H174ZM180 196V197H179ZM202 196V197H201ZM225 196H227V197H225ZM155 197H157V196H155ZM154 197V198H155ZM178 197V198H177ZM229 197V198H228ZM240 197V198H239ZM247 197V198H246ZM254 197V198H253ZM78 198V199H79ZM169 199V201H168V199ZM177 198V199H176ZM182 198H184V199H182ZM204 198H206L205 200H204ZM224 198V199H223ZM231 198H233V199H231ZM237 200H236V199ZM239 198V199H238ZM252 198V199H251ZM255 198H256V200H255ZM74 199V200H73ZM93 199V200H92ZM175 199V200H174ZM182 201H181V200ZM262 199V200H261ZM92 200V201H91ZM95 200V201H94ZM162 200V201H161ZM179 200V201H178ZM201 200V201H200ZM225 200V201H224ZM66 201V202H67ZM78 202H81V201H79V200H77ZM171 201H174V203H172ZM73 203V204H75L74 206L75 207H77V205L78 204H80V203ZM155 202V201H154ZM177 202H179V203H177ZM244 202V203H243ZM156 203V202H155ZM170 203V204H169ZM172 203V204H171ZM177 203V204H176ZM205 203H206V205H205ZM227 203V204H226ZM236 203V204H235ZM252 203V204H251ZM262 203V204H261ZM72 204V205H73ZM99 204V205H100ZM158 204V203H157ZM174 204V205H173ZM248 206H247V205ZM249 204L250 205H252V207L254 208V206L255 205H257V206H255V208H261L260 210H263V211H259V209H257V210H253L254 212H256V211H259V214H260V212H262L260 215H259V218L257 217V215L258 214H256V218L254 219V218H252V214H249V212H247L248 210H245V209H248V208H250L249 207ZM259 204V205H258ZM81 205V204H80ZM168 205V206H167ZM173 205V206H172ZM182 205H183V203H182ZM196 205H197V203H196ZM238 205V206H237ZM254 205V206H253ZM7 207H9L8 205H6ZM43 207H40V210H38V213H39V215L40 216H43V214H44V212H46L45 214H48L47 213V210H48V207H49V205H48V203H46L45 205L43 204L42 205ZM45 206V207H44ZM79 206V205H78ZM184 206V205H183ZM154 207V206H153ZM204 209H203V208ZM230 207V209L232 208V210L230 211L228 208ZM239 207V208H238ZM251 207V208H252ZM108 208H109V211H110V213L111 214H113V213H115L116 212V209H115V207H113V205H111V204H109L108 205ZM205 208H206V210H205ZM236 208V209H235ZM242 208V209H241ZM251 208H250V210L249 211H251L252 212V210H251ZM252 208V209H253ZM130 209V208H129ZM129 209H127V212L128 211H130ZM132 209V208H131ZM135 208H133V210H134ZM196 210H199V208L197 209L196 208ZM227 210H229V212L230 213H227L228 211ZM237 210V211H236ZM239 210V211H238ZM12 211H14L13 213V215H15L16 214V216H20L19 215V211L17 210V209H15V208H13L12 209ZM138 211V210H137ZM235 211H236V213H235ZM43 212V214H41ZM127 212H125V213H123L124 215L127 213ZM202 212V213H201ZM204 212V213H203ZM206 212V213H205ZM250 212V213H251ZM37 213V214H38ZM128 213H130L129 215H130V218H129V216L128 215H126L127 216V218H128V220H126L127 222H130V223H132V221L134 222V220L133 219H131V216L132 215H135L134 213L132 214V210H131V212H128ZM127 213V214H128ZM137 213V212H136ZM207 213H208V215H207ZM245 213V214H244ZM21 214V213H20ZM206 214V215H205ZM228 214V215H227ZM243 214V215H242ZM254 214V215H255ZM247 215H250L249 217H251L250 219L252 220L253 219V221H250V219H248V216ZM254 215H253V217H254ZM137 216H140V220H141V218L143 219V217L144 216H141V215H137ZM206 216H208V217H206ZM22 217V216H21ZM223 217V218H222ZM221 218V219H220ZM260 218H261V220H260ZM129 219H130V221H129ZM240 219H242V220H240ZM144 220H145V217H144ZM213 220H215V221H213ZM219 220V221H218ZM222 220V221H221ZM234 220V221H233ZM8 220H7V217L5 218V221H3V223H2V225L5 227L6 226V228H9V225L10 224H8L9 222H7ZM20 221H22L23 222V220H20ZM139 222V220H136L135 222ZM228 221V222H227ZM231 221V222H230ZM255 221V222H256ZM257 221V222H258ZM209 222V223H208ZM215 222V223H214ZM242 222V223H241ZM251 222V223H250ZM254 222V223H255ZM24 223V222H23ZM220 223H222V224H220ZM249 223V224H248ZM229 224L231 225V226H229ZM232 225H234V227L232 226ZM239 225V226H238ZM249 225V226H248ZM231 227H232V229H231ZM237 227V228H236ZM242 227V228H241ZM236 230H234V229ZM227 229H231L230 231L229 230H227ZM242 231V230H241ZM244 231H242V232H240V234H241V236L243 235V236H245L244 235V233H243ZM237 233V234H236ZM243 233V234H242ZM252 233H253V231H252ZM262 234V233H261ZM264 235V234H263ZM249 236H252L251 235V233H250V235ZM246 237V236H245ZM3 238L5 239V240H9L10 238H11V231L10 230H6V231H4V234H3ZM13 251V250H12ZM243 251V253L245 252L244 251V249L242 248V250H241V252ZM25 261H28L27 259H25Z\"/></svg>",
  "mask_w": 264,
  "mask_h": 264
}]
</instances>
